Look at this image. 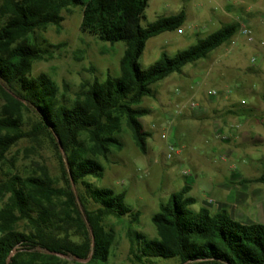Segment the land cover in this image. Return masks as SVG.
Returning a JSON list of instances; mask_svg holds the SVG:
<instances>
[{
	"label": "trees",
	"instance_id": "obj_1",
	"mask_svg": "<svg viewBox=\"0 0 264 264\" xmlns=\"http://www.w3.org/2000/svg\"><path fill=\"white\" fill-rule=\"evenodd\" d=\"M150 1L0 0V167L25 139L47 141L61 167L59 180L42 168L9 172L0 181V264H66L64 257L75 264H83L75 257L108 264L115 234L106 221L129 217L131 226L139 223L140 212L126 205V192L98 188L90 179L104 176L101 159L109 161L113 149H123L118 136L124 122L137 148L147 153L152 135L141 119L151 111L140 104L154 96L152 86L207 59L239 32V25H225L174 57L164 53L144 70L140 59L148 41L181 30L187 20L183 11L144 28ZM71 8L82 10L83 33L112 46L122 43L125 50L118 76L82 84L69 104L50 76L32 72L57 48L40 43L37 32L60 29L63 12ZM27 115L33 119L28 130ZM248 184H264V173L238 182ZM191 190L187 184L160 205L152 218L155 239L129 231L132 264H264V224H242L225 209L195 211ZM22 223L26 229H19Z\"/></svg>",
	"mask_w": 264,
	"mask_h": 264
},
{
	"label": "rangeland",
	"instance_id": "obj_2",
	"mask_svg": "<svg viewBox=\"0 0 264 264\" xmlns=\"http://www.w3.org/2000/svg\"><path fill=\"white\" fill-rule=\"evenodd\" d=\"M183 11L187 20L182 33L169 32L150 39L140 59L142 69H148L164 53L174 57L225 25L237 24L239 31L249 28L255 41L249 43L238 32L207 59L152 86L154 96L140 104L151 111L141 119L152 135L146 154L137 148L123 123L118 136L123 149H113L109 161L101 159L104 176L90 181L98 188L126 192V205L141 216L132 226L129 217L106 221L115 234L108 264H132L129 231L155 239L153 216L187 184L192 189L190 196L197 200L193 210L208 208L215 214L225 209L242 224H264V184L238 185L240 175L255 179L264 173V146L235 149L227 130L237 124L240 115L254 122L264 118V0H151L142 26ZM62 15L65 21L60 29L51 26L36 34L40 43L46 41L57 48L50 49L52 58L35 63L32 76H50L59 87L61 100L71 104L82 84L120 74L125 47L83 33L80 8ZM213 91L216 97L209 96ZM32 120L31 115L26 116V130ZM259 132L263 134L262 129ZM42 168L56 180L61 179L52 146L47 141L35 144L25 139L0 167V181L9 172L40 173ZM225 185L229 187L222 188ZM19 229L26 227L22 223ZM63 259L66 264H75L73 258ZM154 264L178 262L157 260Z\"/></svg>",
	"mask_w": 264,
	"mask_h": 264
},
{
	"label": "crops",
	"instance_id": "obj_3",
	"mask_svg": "<svg viewBox=\"0 0 264 264\" xmlns=\"http://www.w3.org/2000/svg\"><path fill=\"white\" fill-rule=\"evenodd\" d=\"M259 129L263 130V134L259 132ZM229 137L233 138L235 149L264 146V118L254 122L247 115H240L237 118V124L233 128H228ZM241 179L243 175H240ZM229 187L228 185L222 186V188Z\"/></svg>",
	"mask_w": 264,
	"mask_h": 264
},
{
	"label": "built area",
	"instance_id": "obj_4",
	"mask_svg": "<svg viewBox=\"0 0 264 264\" xmlns=\"http://www.w3.org/2000/svg\"><path fill=\"white\" fill-rule=\"evenodd\" d=\"M180 31V30H179ZM180 33H182V31H180ZM239 35L243 38H245L249 43H254L255 39H254V36H253V33L252 31L247 28V27H242L239 31ZM256 60L255 59H252V63H255ZM209 96L210 97H216L217 96V93L215 91L213 92H210L209 93ZM246 103L243 101L242 102V105H245ZM192 107H196L195 104L192 105Z\"/></svg>",
	"mask_w": 264,
	"mask_h": 264
},
{
	"label": "water",
	"instance_id": "obj_5",
	"mask_svg": "<svg viewBox=\"0 0 264 264\" xmlns=\"http://www.w3.org/2000/svg\"><path fill=\"white\" fill-rule=\"evenodd\" d=\"M15 254V252H13L11 254V256L9 257V260H11L12 256ZM59 256H62V255H59ZM63 257V256H62ZM64 258H68V257H64ZM76 260L80 261V262H84V263H87L88 260H81V259H78L77 257H75Z\"/></svg>",
	"mask_w": 264,
	"mask_h": 264
}]
</instances>
